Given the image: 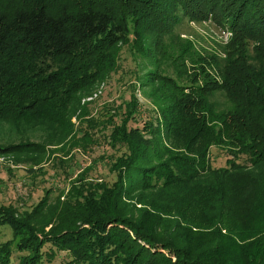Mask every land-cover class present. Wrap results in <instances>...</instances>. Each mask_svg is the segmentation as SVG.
I'll use <instances>...</instances> for the list:
<instances>
[{"label":"trees","instance_id":"1","mask_svg":"<svg viewBox=\"0 0 264 264\" xmlns=\"http://www.w3.org/2000/svg\"><path fill=\"white\" fill-rule=\"evenodd\" d=\"M210 19L230 31L226 43L181 38L185 22ZM144 29L176 66L167 61L174 74L156 78L171 91L161 122L139 127L132 97L81 121L73 146L85 152L108 132L115 153L98 162L115 180L90 179L92 160L46 233L4 206L13 234L0 243V264H264V0H0V119L37 114L51 126L47 108L119 72L121 47L148 53ZM213 147L225 167H212ZM24 149L38 146L0 155Z\"/></svg>","mask_w":264,"mask_h":264},{"label":"rangeland","instance_id":"2","mask_svg":"<svg viewBox=\"0 0 264 264\" xmlns=\"http://www.w3.org/2000/svg\"><path fill=\"white\" fill-rule=\"evenodd\" d=\"M214 25L211 19L197 24L185 22L178 31L182 39L193 41L197 48L209 49L214 47L215 43H226L231 34L229 30ZM141 29L143 30V26ZM144 31L147 40L144 47L148 53L133 54L129 47H121L120 57L117 58L119 72L104 80L96 78L93 82L84 84L82 90L75 92L65 107L47 108L49 109L47 113L52 117L51 126L47 127V121L41 120L42 117L37 114L24 117L9 115L8 118L0 119V148L32 144L38 146L32 153L24 149V152L0 155L1 224L2 219L8 215L4 206L12 205L11 219L25 221L38 230L43 227L44 233L51 230V224L55 222L60 208L67 199L70 181L77 177L76 174L79 177L92 160H96V163L88 177L113 183L115 174L108 172V167L98 162L99 157L103 156L106 159L115 153L106 144L108 132H96V143L89 149L86 147L84 152L81 147L73 146L72 143L73 139L80 142L81 121L94 122L96 116L105 113L103 109L115 108L122 99L127 101L132 97L139 106L135 120L139 127L145 122L152 124V127L156 125L155 120L161 122V115L159 116L157 112L162 104L161 98L168 97L166 101H169L171 91L167 84L157 81L156 78L159 73L165 74V71H168L165 66L170 62L168 60L173 51H169L166 46L156 49L153 45L156 38L154 40V35L149 30ZM170 63L175 66L172 61ZM172 71L173 69L168 73L174 74ZM62 129L69 131L67 138H65L67 132ZM223 153L215 147L210 150L209 160L214 169L225 167L227 155ZM240 163L244 161L240 160ZM237 175L239 174L229 175L226 184L234 182ZM244 183H247V180H244ZM46 189L52 190L49 204L40 213L35 214L33 207L41 200ZM12 234V229L2 224L0 243L11 240ZM14 238L16 241L20 239ZM16 241L12 244L15 245Z\"/></svg>","mask_w":264,"mask_h":264}]
</instances>
